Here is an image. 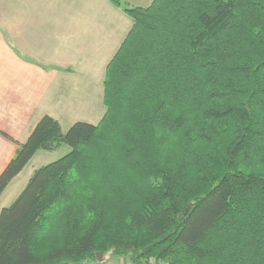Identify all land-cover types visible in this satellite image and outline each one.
<instances>
[{
  "label": "trees",
  "instance_id": "trees-1",
  "mask_svg": "<svg viewBox=\"0 0 264 264\" xmlns=\"http://www.w3.org/2000/svg\"><path fill=\"white\" fill-rule=\"evenodd\" d=\"M107 62L105 111L44 114L0 173V264H264V0H152Z\"/></svg>",
  "mask_w": 264,
  "mask_h": 264
},
{
  "label": "crops",
  "instance_id": "crops-1",
  "mask_svg": "<svg viewBox=\"0 0 264 264\" xmlns=\"http://www.w3.org/2000/svg\"><path fill=\"white\" fill-rule=\"evenodd\" d=\"M151 1L132 2L145 7ZM128 18L111 0H0V173L44 114L61 126L60 99L72 105L84 83L103 86L107 62L126 35L120 21ZM118 262L125 261L112 256L81 264Z\"/></svg>",
  "mask_w": 264,
  "mask_h": 264
},
{
  "label": "rangeland",
  "instance_id": "rangeland-1",
  "mask_svg": "<svg viewBox=\"0 0 264 264\" xmlns=\"http://www.w3.org/2000/svg\"><path fill=\"white\" fill-rule=\"evenodd\" d=\"M123 3L129 5V6H135L132 1L136 0H121ZM149 4L148 2L144 3L143 6ZM130 21H120V25L123 31V33L130 29V26L132 25V19L131 17L128 18ZM127 26H129L127 28ZM127 28V29H126ZM126 31V33H127ZM76 81L74 82V84ZM86 87V89L83 90H75L73 94V104L71 105L69 102L67 103L63 101V99L59 100V107H58V113L61 112L62 109L63 112H61V118L64 121H61V129L63 131H66L75 121H86L89 123H97L100 118L102 117L105 106L103 104V86L102 85H94L88 86L87 83H84L83 85ZM97 86V87H96ZM69 97V95H68ZM69 150V147L66 144H62L57 149L52 151H43L38 150L37 154L33 155L32 158L26 163L24 170H22L19 179L12 182L9 186V190L5 196H2L0 198V206L4 204L6 206L11 202L12 199L8 197V193L10 194L16 191V189L19 187L22 188L24 186L25 178L28 173L32 170L33 167H39L42 164L48 163L52 160H55L59 158L60 156L64 155ZM41 164V165H40ZM19 188V189H20ZM18 189V190H19ZM18 193H16L17 195ZM14 195V196H16ZM14 198V197H13ZM123 258L125 262H118V264H127L129 263L128 259L124 257ZM102 259V258H101ZM121 260V259H119ZM123 261V260H122ZM109 264H115V263H109ZM147 264H164L160 261H155L154 259H149Z\"/></svg>",
  "mask_w": 264,
  "mask_h": 264
},
{
  "label": "water",
  "instance_id": "water-1",
  "mask_svg": "<svg viewBox=\"0 0 264 264\" xmlns=\"http://www.w3.org/2000/svg\"><path fill=\"white\" fill-rule=\"evenodd\" d=\"M101 258H102L101 253H100V252H97V253H96V260H97V261H101Z\"/></svg>",
  "mask_w": 264,
  "mask_h": 264
},
{
  "label": "built area",
  "instance_id": "built-area-1",
  "mask_svg": "<svg viewBox=\"0 0 264 264\" xmlns=\"http://www.w3.org/2000/svg\"><path fill=\"white\" fill-rule=\"evenodd\" d=\"M127 264H131V263H127Z\"/></svg>",
  "mask_w": 264,
  "mask_h": 264
}]
</instances>
